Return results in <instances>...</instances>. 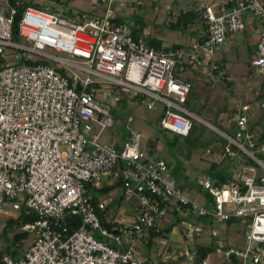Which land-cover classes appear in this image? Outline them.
<instances>
[{
	"label": "built area",
	"instance_id": "built-area-1",
	"mask_svg": "<svg viewBox=\"0 0 264 264\" xmlns=\"http://www.w3.org/2000/svg\"><path fill=\"white\" fill-rule=\"evenodd\" d=\"M23 1L31 5L17 37L28 45L14 41L12 32ZM34 1L15 0L12 6L0 1L9 9L8 16L0 14V217L9 214L7 205L36 216L25 226L33 243L20 258L0 255V264H172V252L138 258L136 243L151 231L161 233L157 223L173 202L222 224L245 221L246 246L221 240L214 254L220 264H264V141L248 128V106L235 115L234 136L191 111L187 103L194 86L185 77L190 67L219 69L217 48L246 30L247 14L263 24L253 66L264 73V0H209L199 18L203 39L189 52L134 40L131 25L113 9L115 0H99L104 8L99 15L71 17L38 8ZM125 99L159 110L161 128L182 138L190 136L195 122L205 124L227 142L230 157L239 153L249 164L238 165L237 183L218 185L199 176L211 200L191 199L168 162L149 156L134 115L126 119L122 143L120 136L101 144L105 130L119 128L113 106ZM114 172L124 196L137 199L139 215L130 225L108 229L103 225L107 204L94 202L88 185L98 186ZM202 231L189 228L187 234L193 238ZM211 235L218 237L214 230Z\"/></svg>",
	"mask_w": 264,
	"mask_h": 264
},
{
	"label": "crops",
	"instance_id": "crops-1",
	"mask_svg": "<svg viewBox=\"0 0 264 264\" xmlns=\"http://www.w3.org/2000/svg\"><path fill=\"white\" fill-rule=\"evenodd\" d=\"M210 3L209 0H201V4H197L196 8L184 10L180 8V13H173L172 18H177V24H176V29H180L185 31V34L183 36V42L184 43H175L172 45L169 44H164L162 43V46L167 48V47H172L174 45L181 46V48L185 49L187 52H189V49L191 46L203 39L204 32H205V27L200 23V16H201V8ZM121 11V10H120ZM117 12V11H116ZM122 15H120V18L122 19L123 22H125L126 16H128L125 11H121ZM193 13V14H192ZM192 14V15H191ZM185 17V18H184ZM247 28L245 31L238 33V34H231L228 36L227 42L225 45L220 46L216 50V55L214 57L215 64L219 65L221 67V70L217 71H211V67L209 64H205L202 67H199L201 69L200 72L203 76L196 78L194 77L193 71L196 69H192V67L188 68L185 77L192 82L193 84V93L196 91H200V94H205L206 93V100L209 96V94H214V90L212 89L213 87H218L216 88L219 93H227V91L234 87V82L232 80V75L229 73V67H228V61H227V52L230 50H235L239 51V49L247 47L248 50H250V59H251V66L253 69L255 68L253 66V61L256 58V53H257V46H258V41H259V36L263 28V24L259 20H253L249 14H247ZM148 30L144 29L143 36L145 39H152V37L146 35ZM155 39V38H153ZM159 40V39H157ZM160 41V40H159ZM194 68V67H193ZM255 72H260L258 70H255ZM263 73V72H260ZM264 74V73H263ZM251 76H254L251 74ZM217 84V85H216ZM211 87H207V86ZM242 85V84H240ZM244 90L240 92H234L231 91L229 92L230 96L232 99V102L235 104L234 107H230L228 109L224 108L225 106H220L219 111L217 114H215V117L217 120H220L221 123L229 130H232L233 133L236 128L235 124V115L236 113L241 109L240 106H248L249 110L247 111V117H248V128L250 132L255 136V138L258 141H264V76L262 78H256L255 76L250 79V82H247L246 84L243 85ZM248 88V91L247 89ZM227 90V91H226ZM192 94V93H191ZM193 95V94H192ZM226 94H224V98ZM192 99V96L190 95L187 103V107L190 109L189 106H192L195 108V105H189L190 100ZM260 100H263V102ZM120 103H126L125 106H128L129 109L132 110V114L136 116V113L138 110H143L146 109L145 107L131 102L129 99H125ZM135 106V107H133ZM124 106H121V109H124ZM191 110V109H190ZM149 111V110H148ZM194 112V110H191ZM226 111L233 112L234 117L232 120L227 121L225 120L227 113ZM153 113L152 119H160V111H150ZM222 112V113H221ZM115 113V112H114ZM195 113V112H194ZM208 122V121H207ZM134 127L140 131L143 132L145 135L146 139V144H147V152L150 157L152 158H159V157H153L151 155V151L153 149H158L161 150L166 144V140H163V138L159 137L158 134H155L153 136V132H151L149 129H146L143 127V125L135 120L134 122ZM161 127V126H160ZM162 129V128H161ZM166 131V130H165ZM170 133V132H169ZM172 134V133H171ZM176 135L172 134L171 137H169L170 141L173 142L177 140V143H179V139L182 137L177 136L178 138H175ZM125 137V136H124ZM124 137H120L118 139L119 143H122L124 140ZM220 139H217L216 142H211L209 143V146L211 145L210 148H212L213 155L209 156L208 158L201 157L200 159L198 158V155H195L194 157V152H191L188 154L189 158L188 159V166H179L178 168L181 169V171H184V174L181 172V177L179 180H177L178 185L183 189L185 194L190 197L191 199L197 200L200 203H205L209 202L211 200V197L209 194H207L205 191L202 190V188L198 184V177L203 175L198 173L199 167L204 168L207 170V173L205 175L212 177L213 173L218 172L221 174H225L228 177H236L238 174V165L243 162L246 163L245 160L241 158V154L237 153L235 157H230L226 153V148H227V142L219 137ZM215 143V144H214ZM150 150V151H149ZM197 152V151H195ZM162 159V158H160ZM204 163L203 165H200ZM170 169L173 168V164L168 161ZM193 166V168L189 166ZM199 166V167H198ZM174 169V168H173ZM119 175L117 172H114L113 174L105 177L103 181L98 185L95 186L92 184V188H95L92 190L89 189V194L93 196V198L96 201H104L107 204V211L103 214V219L106 223L110 224L113 226V228H120L124 227L123 225H130L136 221L139 215V208L137 201L135 204H133V210L129 212V210L124 209L123 202L126 199V196H124V190L120 194L117 192V186L120 185L121 189H123V185L121 184V181L118 177ZM228 183V182H227ZM225 184V183H224ZM107 188H111L108 190ZM207 194L205 196L204 194ZM114 201L119 202V207H114L112 206ZM175 206L171 207L168 211V214L165 216V218L160 219L157 223L158 227H161L162 229H171L170 233H168L167 236L171 234H177V239L170 240L169 242L163 241L162 244L165 246V248L156 250L154 255L146 254L142 250L143 248H140L141 245H147L151 247L155 240L158 238L150 239L148 237H144L141 239H138L136 243V255L138 258L143 259V258H152L155 259L159 257V255H162L165 252H172L174 256L180 259V264L184 263V260L186 261V264H189V259L190 256L193 255L195 256L196 248L198 246H208L211 243L217 244L218 241H225L227 244L228 240V233H229V226H233L234 224L238 223V221H235L232 224H220L216 225V221L212 220L211 218H203L199 219V217L195 219H190L185 220L183 219L182 221H179L175 217H172V214L174 216H180L179 211L175 210ZM175 210V211H174ZM9 213V212H8ZM10 214V213H9ZM16 214H14L15 216ZM171 216V217H170ZM180 222L183 223L182 225L184 228H179L176 229L175 226ZM219 226V227H215ZM201 228L203 231L200 234H195L193 238H189L187 231L189 228ZM216 231L218 233V237L215 238L211 235L212 231ZM209 234V236L212 238L209 243L205 242H200V238L205 234ZM165 236V237H167ZM186 258V259H185ZM184 259L183 261H181ZM194 259V258H193ZM179 261V260H178ZM193 261V260H192ZM191 261V262H192ZM211 262L215 264H220V259L217 257L215 254H213L209 258V264Z\"/></svg>",
	"mask_w": 264,
	"mask_h": 264
},
{
	"label": "rangeland",
	"instance_id": "rangeland-1",
	"mask_svg": "<svg viewBox=\"0 0 264 264\" xmlns=\"http://www.w3.org/2000/svg\"><path fill=\"white\" fill-rule=\"evenodd\" d=\"M1 1V0H0ZM138 0H115L114 2V8L117 11L118 16L122 15L121 11H125L128 13L125 19V22L131 25L130 27L132 29H139L140 27H146L148 30L146 35L159 39L164 44H175V43H184L183 42V36L185 34V31L176 29L177 24V18H172V14L174 13H180V8L184 10L196 8L197 4H201V0H142L143 5L137 4ZM36 7H41L44 10H47L49 12H61L63 15L71 17L74 14H101L104 12V8L102 4H100L99 0H35L33 3ZM121 10V11H120ZM9 12L8 7L0 6V14L5 15ZM77 18V17H76ZM21 43L28 45V43L24 39L19 40ZM63 56L64 54H61ZM227 61H228V67H229V73L232 75V80L234 82V87L230 88L224 98V94L219 93L216 87L212 86V89L214 90V94H209L207 100H206V93L200 94L201 92H192L191 96L192 99L190 100L189 105L194 104L195 108L192 106H189L191 110H194V112L200 116L202 119L208 121L210 124L214 125L221 131H224L232 136H234V133L232 130H229L227 126L223 125L220 120H217L215 117V114L218 113L220 106H225L224 108L228 109L230 107L235 108V104L232 102V100L229 101V99H232L229 92H240L243 91V85L247 82H250V79L252 77L256 78H262L264 76L263 73L255 72L256 68L253 69L251 66V59H250V50L247 49V47L239 49V51L230 50L226 54ZM196 69L193 71L194 77L196 78L202 77L203 75L200 72L201 69L198 67L192 68ZM80 76L85 77L84 74L78 73ZM253 74L254 76H251ZM242 84V85H240ZM217 85V84H216ZM207 87H211L210 85ZM248 91V88H246ZM263 102V100H260V102ZM101 103H104V101L101 100ZM126 103H117L115 106H113V112H115L116 119H120L119 128H109L105 130L101 134V144H110L111 142H114V138L116 137H124L125 135V129H126V119L128 115L132 114V110L128 108V106H125ZM121 106H124V109H121ZM242 108V105L240 106ZM222 113V112H221ZM227 115L225 120L230 121L234 117V113L230 111H226ZM153 113L148 111L147 109L138 110L135 116V120L143 125L144 128L149 129L151 132H153V136L155 134H158L159 137L163 138V140H166V144H164L163 148L161 150L153 149L151 151V155L153 157H159L167 162H171L173 164V168L171 169L172 175L179 180L181 177V169L178 168L179 166H188V154L191 152H194L195 155H198L197 159L201 160V157L208 158L209 156H212V148L211 145L209 146V143L216 142L217 139H220L217 132L210 129L208 126H206L203 123L195 122L194 126V133L192 136L188 138H180L179 143L173 144L169 139L171 137V133L168 131H165L164 129H161L160 127V119L155 118L152 119ZM215 144V143H214ZM148 151V149H147ZM150 151V150H149ZM197 151V152H195ZM150 153V152H148ZM242 159L243 156H241ZM246 163L249 161L246 159ZM204 163L200 164L203 165ZM193 168V166H189ZM199 167V166H198ZM198 173L201 175H205L207 173V170L204 168L199 167ZM184 174V171L182 172ZM117 192L122 193L123 189H121V186H117ZM207 196V194H204ZM137 201L136 198L129 197L125 199L123 202V208L126 210H129L131 212L133 210V204ZM112 206L119 207V202L114 201ZM175 206V210L179 211L180 216H174L172 214V217H175L179 221H182L183 219L189 220L195 219L198 217L197 213L192 211L190 208H180V206L173 202L172 206ZM5 212L8 211L10 214H2L0 217V247L4 245V239L2 235V229L3 224L6 222V220L14 214H17V211H14L9 205L5 206ZM174 210V211H175ZM171 217V216H170ZM208 219V218H207ZM180 222L175 226L176 229L184 228ZM222 223L217 222L216 225H220ZM219 227V226H215ZM229 233H228V243L231 246H246L245 237H244V228H245V221H238V223L234 224L233 226H229ZM13 233L9 234V238H13ZM177 234H171L167 237L161 236L158 237L153 245L151 247L147 245H141L140 248H143L142 250L146 254L154 255L156 250H160L165 248V246L162 244L163 241L169 242L170 240L174 239L176 240ZM212 238L207 233L204 234L200 238V242L209 243ZM33 243V238L31 237L25 242V249L28 248ZM165 250V249H164ZM163 250V251H164ZM186 259V258H185ZM179 260V261H178ZM182 259L181 261H183ZM187 260H184L183 264H186ZM180 259L176 256L174 257L172 264H180ZM211 264H215L211 262Z\"/></svg>",
	"mask_w": 264,
	"mask_h": 264
},
{
	"label": "trees",
	"instance_id": "trees-1",
	"mask_svg": "<svg viewBox=\"0 0 264 264\" xmlns=\"http://www.w3.org/2000/svg\"><path fill=\"white\" fill-rule=\"evenodd\" d=\"M11 6L15 4V0H9ZM31 5L30 3L23 1L22 5L19 7L18 14L14 19L13 26H12V32H13V40L14 41H19V38L17 37V31H18V25L19 21L22 17L23 12L26 10V8ZM39 8V7H38ZM41 8V7H40ZM42 9V8H41ZM193 14V13H192ZM191 14V15H192ZM9 14L6 13L5 16H8ZM185 18V17H184ZM122 20V19H120ZM145 27H140L139 29H132V37L136 41H145L147 45L150 47H153L155 49L161 50V49H166L165 47L162 46L161 41L157 39H145L143 36ZM174 48H181V46L174 45ZM221 70V67L219 66V69ZM217 71V70H215ZM115 115V113H114ZM194 133V128L190 134L192 136ZM189 136V137H190ZM175 138H178L175 136ZM188 138V137H187ZM177 143V140L173 141V144ZM213 176L211 177L216 184L222 185L224 183H237L235 176L234 177H228L225 174H221L218 172H214L212 174ZM122 184V182H121ZM93 186L92 184L88 185V189H91ZM95 188H92V190ZM110 190L111 188H107ZM96 190V189H95ZM94 202L96 201L95 199L93 200ZM180 208H185L188 209V206H180ZM208 218V217H207ZM199 219H203L202 217H199ZM36 220V216L34 213L30 212L26 208H22L20 211L15 216L9 217L6 222L3 224V229H2V235L4 239V245L0 247V255H8L13 258H20L23 256V254L26 252V250L29 248H24L25 247V242L32 237V232L29 230L25 229V226L33 224ZM74 223V225L78 224L77 219H71ZM236 220L228 222V224L234 223ZM103 225L108 228V229H113V226L110 224H107L103 222ZM171 229H162L161 233H156V231H151L149 238L152 240L156 237H161V236H167L168 233H170ZM13 233V238H9V234ZM101 239L100 237H98ZM215 243H211L208 246H198L196 248L195 256L191 264H204L215 252Z\"/></svg>",
	"mask_w": 264,
	"mask_h": 264
},
{
	"label": "water",
	"instance_id": "water-1",
	"mask_svg": "<svg viewBox=\"0 0 264 264\" xmlns=\"http://www.w3.org/2000/svg\"><path fill=\"white\" fill-rule=\"evenodd\" d=\"M193 258H194V256H193V255H191V256H190V259H189V261H190V262H189V264H191V263H192L191 261L193 260Z\"/></svg>",
	"mask_w": 264,
	"mask_h": 264
}]
</instances>
